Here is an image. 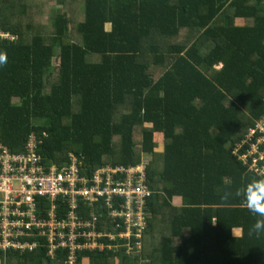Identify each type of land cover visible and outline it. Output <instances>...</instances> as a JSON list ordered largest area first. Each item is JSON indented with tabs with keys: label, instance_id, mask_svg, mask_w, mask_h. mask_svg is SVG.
<instances>
[{
	"label": "trees",
	"instance_id": "obj_1",
	"mask_svg": "<svg viewBox=\"0 0 264 264\" xmlns=\"http://www.w3.org/2000/svg\"><path fill=\"white\" fill-rule=\"evenodd\" d=\"M0 31L13 37L0 36L3 144L35 133L45 163L72 153L82 174L147 160L139 253L78 264H264L259 217L221 198L262 180L237 147L264 116L263 0H0ZM0 264L64 262L39 247Z\"/></svg>",
	"mask_w": 264,
	"mask_h": 264
},
{
	"label": "built area",
	"instance_id": "obj_2",
	"mask_svg": "<svg viewBox=\"0 0 264 264\" xmlns=\"http://www.w3.org/2000/svg\"><path fill=\"white\" fill-rule=\"evenodd\" d=\"M0 36L13 38L1 31ZM38 144L35 133L19 150L0 141V251L43 247L51 259L63 258L64 264H78L82 251L95 248L139 251L149 217L147 160L136 166L101 165L82 174V162L74 154L61 165L45 163ZM237 148H244V163L264 180V116ZM104 211L114 221L109 230L106 220L101 221Z\"/></svg>",
	"mask_w": 264,
	"mask_h": 264
},
{
	"label": "clouds",
	"instance_id": "obj_3",
	"mask_svg": "<svg viewBox=\"0 0 264 264\" xmlns=\"http://www.w3.org/2000/svg\"><path fill=\"white\" fill-rule=\"evenodd\" d=\"M7 63V56L0 52V67ZM242 196L246 209L250 214L259 218L255 219L254 223L249 228V234L260 236L264 234V180L253 179L249 181L242 190L235 193L226 191L222 199H228L232 195Z\"/></svg>",
	"mask_w": 264,
	"mask_h": 264
},
{
	"label": "rangeland",
	"instance_id": "obj_4",
	"mask_svg": "<svg viewBox=\"0 0 264 264\" xmlns=\"http://www.w3.org/2000/svg\"><path fill=\"white\" fill-rule=\"evenodd\" d=\"M219 66H220V65H219ZM159 149H160V148H159ZM173 201H174V203H175L176 205H179V204H180V199H178V198H175ZM141 236H142V235H141ZM140 239H141V238H140ZM101 240L103 241V239H101ZM137 246L140 247V243H138ZM137 246H136V247H137ZM131 252H132V253H139V252H137V250H135V248H134V250H132ZM80 262H81V261H80Z\"/></svg>",
	"mask_w": 264,
	"mask_h": 264
},
{
	"label": "crops",
	"instance_id": "obj_5",
	"mask_svg": "<svg viewBox=\"0 0 264 264\" xmlns=\"http://www.w3.org/2000/svg\"><path fill=\"white\" fill-rule=\"evenodd\" d=\"M178 199H179V198H178ZM115 263H116V264H119V260L116 259Z\"/></svg>",
	"mask_w": 264,
	"mask_h": 264
}]
</instances>
